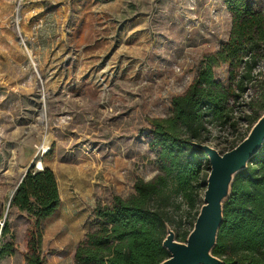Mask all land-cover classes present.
I'll return each instance as SVG.
<instances>
[{
	"label": "rangeland",
	"instance_id": "1",
	"mask_svg": "<svg viewBox=\"0 0 264 264\" xmlns=\"http://www.w3.org/2000/svg\"><path fill=\"white\" fill-rule=\"evenodd\" d=\"M230 28L223 0H0V214L13 235L0 264H25L31 232L43 264H74L77 244L96 227L95 205L130 196L138 179L157 173L148 119L170 114L171 98ZM214 74L226 80L227 65ZM263 101L259 63L231 109L236 127H213L208 144L229 150ZM30 166L53 172L60 197L37 228L8 207ZM192 213H177L182 229Z\"/></svg>",
	"mask_w": 264,
	"mask_h": 264
},
{
	"label": "trees",
	"instance_id": "2",
	"mask_svg": "<svg viewBox=\"0 0 264 264\" xmlns=\"http://www.w3.org/2000/svg\"><path fill=\"white\" fill-rule=\"evenodd\" d=\"M223 3L231 17L227 41L201 59L187 88L171 98L169 115L148 119L149 146L156 155L157 173L149 180L138 179L130 196H114L109 204L95 205L96 227L77 244L74 264H157L169 257L162 246L167 227L177 241L186 240L202 205L200 190L205 189L207 178L203 171L209 164L205 153L192 142L208 144L213 127H236L238 121L231 109L246 92L254 67L264 65V8L251 0ZM219 65L228 67L226 80L214 74ZM259 109L260 113L247 117L250 128L263 113L264 101ZM59 206L53 172L33 166L18 181L8 205L27 213L36 228ZM182 206L193 210L183 229L182 217L177 214ZM222 214L212 254L224 264H264V143L234 175ZM0 220L1 260L13 253V235L8 216L0 214ZM25 264H43L33 232Z\"/></svg>",
	"mask_w": 264,
	"mask_h": 264
},
{
	"label": "water",
	"instance_id": "3",
	"mask_svg": "<svg viewBox=\"0 0 264 264\" xmlns=\"http://www.w3.org/2000/svg\"><path fill=\"white\" fill-rule=\"evenodd\" d=\"M263 143L264 111L247 135L228 151L220 153L209 144L192 142L194 147L205 153L210 167L202 205L184 242L177 241L173 230L167 227L162 246L169 252V257L157 264H224L222 259L212 254L223 221L222 203L229 196L234 175L246 167Z\"/></svg>",
	"mask_w": 264,
	"mask_h": 264
},
{
	"label": "built area",
	"instance_id": "4",
	"mask_svg": "<svg viewBox=\"0 0 264 264\" xmlns=\"http://www.w3.org/2000/svg\"><path fill=\"white\" fill-rule=\"evenodd\" d=\"M0 224H2L1 221H0Z\"/></svg>",
	"mask_w": 264,
	"mask_h": 264
}]
</instances>
